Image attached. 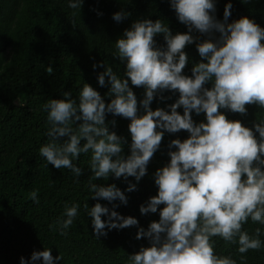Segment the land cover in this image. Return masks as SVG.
Masks as SVG:
<instances>
[{"label":"clouds","instance_id":"1","mask_svg":"<svg viewBox=\"0 0 264 264\" xmlns=\"http://www.w3.org/2000/svg\"><path fill=\"white\" fill-rule=\"evenodd\" d=\"M83 3L67 0V7L81 11ZM169 3L187 31L173 34L161 19L133 21L114 42L112 52L113 59L124 65L123 72L120 64L116 70L104 61L92 65L103 67L96 78L99 86L108 87L105 95L110 101L87 82L75 97L64 91L62 98L48 99L43 105L47 141L38 151L47 164L68 169L77 183L84 168L76 161L90 154L88 199L111 204L97 202L89 207L88 200L83 204L99 238L107 231L138 225L135 217L115 209L127 205L125 193L136 190L165 134L186 131V139L168 143L169 161L153 173L157 193L139 207L142 215L159 214L158 220L147 229L138 227L136 233V239H146L149 246L127 255L126 264H237L231 256L217 253L214 238L237 245L241 261L249 250L264 247V228L250 233L244 227L249 221L264 226V118L248 127L241 120L228 119L227 113L246 115L247 105L264 109V27L247 16L229 22L231 2L225 4L222 20L216 15V0ZM130 15L121 9L112 19L120 22ZM160 35L163 44L156 40ZM194 43L201 60L188 75L185 49ZM52 70L49 66L48 72ZM132 86L144 89L139 102ZM166 91L178 98L166 108L153 110L154 99H170ZM193 112L204 119L194 121ZM108 114L130 121V143L110 131ZM110 123L114 126L115 120ZM109 177L125 181L133 177L137 183L128 181L122 191L115 183L93 182ZM30 198L39 204L38 189ZM80 209L78 202H65L49 228L66 236ZM61 260V253L53 257L51 247H44L28 259L21 256L19 264Z\"/></svg>","mask_w":264,"mask_h":264},{"label":"trees","instance_id":"2","mask_svg":"<svg viewBox=\"0 0 264 264\" xmlns=\"http://www.w3.org/2000/svg\"><path fill=\"white\" fill-rule=\"evenodd\" d=\"M229 2L233 5L229 22L247 16L264 27V0H216L218 19H223L224 6ZM121 9L131 15L117 22L112 16ZM143 18L165 21L173 34L187 31L170 8L169 0H84L81 11L69 9L67 0H0V264H19L21 256L28 259L33 251H42L44 247H51L53 257L62 254L63 260L57 264H126L127 255L138 252L141 246H149L146 239L137 240L136 233L138 227L147 229L152 221L158 220L159 214L142 215L139 207L157 193L153 173L168 163V143L176 138L186 139V131L166 133L147 166L146 175L138 183L133 177L128 178L137 183V188L126 192L127 205L121 204L115 210L135 217L138 225L106 229L107 235L99 238L93 233L91 218L83 204L87 200L89 207L97 202L108 207L111 204L88 199L87 184L92 175L88 170L90 154H82L76 161L84 168L77 183L68 169L47 164L38 151L47 141V113L43 105L48 99H60L64 91H71L75 97L87 82L106 102L110 101L105 95L108 87L99 86L96 78L104 69H93L92 65L104 61L116 70L120 62L112 57L114 42L133 21ZM156 40L158 44L164 43L162 35ZM185 51L190 62L184 72L191 75L192 65L201 58L195 43ZM49 66L52 72H48ZM119 68L122 73L124 65L120 64ZM132 87L139 102L144 89ZM164 95L170 99H154L150 105L153 110L166 108L178 98V94L167 91ZM246 107V115L229 112L227 118L241 120L248 127L264 118V109L255 105ZM178 111L182 114L183 110ZM192 117L196 122L204 119L203 114L197 116L194 112ZM113 120L114 126L110 123ZM106 121L110 131L131 142L128 119L108 114ZM125 154H128L127 147ZM128 181L109 177L107 181L93 182L115 183L123 191ZM34 189H38L39 204L30 198ZM65 202H78L81 209L68 234L61 236L49 225L61 215ZM244 227L250 233L256 227L264 228L251 221ZM214 239L217 253L231 256L237 264H264V247L249 250L244 254L246 260L241 261L237 245L219 237Z\"/></svg>","mask_w":264,"mask_h":264}]
</instances>
